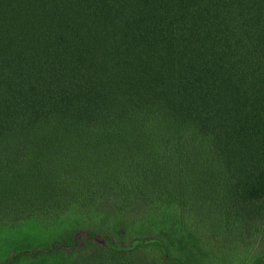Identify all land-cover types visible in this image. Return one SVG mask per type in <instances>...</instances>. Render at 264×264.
I'll use <instances>...</instances> for the list:
<instances>
[{"label": "trees", "instance_id": "obj_1", "mask_svg": "<svg viewBox=\"0 0 264 264\" xmlns=\"http://www.w3.org/2000/svg\"><path fill=\"white\" fill-rule=\"evenodd\" d=\"M260 234L264 0H0V264H208Z\"/></svg>", "mask_w": 264, "mask_h": 264}, {"label": "rangeland", "instance_id": "obj_2", "mask_svg": "<svg viewBox=\"0 0 264 264\" xmlns=\"http://www.w3.org/2000/svg\"><path fill=\"white\" fill-rule=\"evenodd\" d=\"M257 255H264L262 234L239 252H234L232 255L221 251L213 252L212 255H209L207 261L208 264H248Z\"/></svg>", "mask_w": 264, "mask_h": 264}]
</instances>
